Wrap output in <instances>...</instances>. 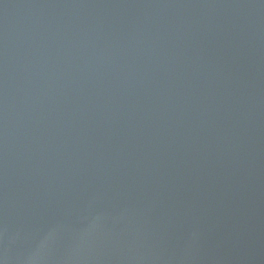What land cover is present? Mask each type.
Segmentation results:
<instances>
[{
	"label": "water",
	"instance_id": "1",
	"mask_svg": "<svg viewBox=\"0 0 264 264\" xmlns=\"http://www.w3.org/2000/svg\"><path fill=\"white\" fill-rule=\"evenodd\" d=\"M0 264H264V0H0Z\"/></svg>",
	"mask_w": 264,
	"mask_h": 264
}]
</instances>
